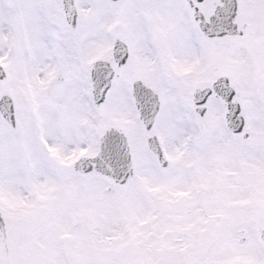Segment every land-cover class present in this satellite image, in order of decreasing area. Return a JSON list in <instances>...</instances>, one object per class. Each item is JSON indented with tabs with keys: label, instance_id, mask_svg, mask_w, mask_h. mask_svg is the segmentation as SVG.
<instances>
[{
	"label": "snow or ice",
	"instance_id": "snow-or-ice-1",
	"mask_svg": "<svg viewBox=\"0 0 264 264\" xmlns=\"http://www.w3.org/2000/svg\"><path fill=\"white\" fill-rule=\"evenodd\" d=\"M0 264H264V0H0Z\"/></svg>",
	"mask_w": 264,
	"mask_h": 264
}]
</instances>
